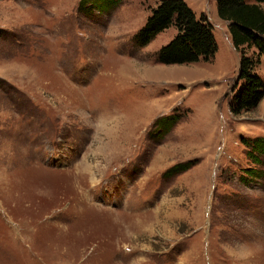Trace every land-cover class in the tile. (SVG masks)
I'll list each match as a JSON object with an SVG mask.
<instances>
[{
	"label": "rangeland",
	"instance_id": "1",
	"mask_svg": "<svg viewBox=\"0 0 264 264\" xmlns=\"http://www.w3.org/2000/svg\"><path fill=\"white\" fill-rule=\"evenodd\" d=\"M80 1L0 0V264H264V99L228 112L214 0H184L218 45L189 65L155 62L173 28L133 42L159 0Z\"/></svg>",
	"mask_w": 264,
	"mask_h": 264
},
{
	"label": "trees",
	"instance_id": "2",
	"mask_svg": "<svg viewBox=\"0 0 264 264\" xmlns=\"http://www.w3.org/2000/svg\"><path fill=\"white\" fill-rule=\"evenodd\" d=\"M123 0H81L79 9L88 5L97 9L99 3L108 5L122 3ZM216 16L227 23L231 45L238 55L234 92L228 101V112L238 117L254 111L264 99V80L258 75V67L264 58V0H214ZM169 28L175 30L174 37L155 54V62L162 65H189L211 62L218 45L212 25L205 16L197 17L184 0H159L151 9L144 25L133 36L137 47L149 45L159 34ZM252 50V51H251ZM251 54L248 56V53ZM176 118L168 115L160 117L161 133L165 126ZM171 120V121H169ZM241 144L247 148V157L254 164L261 165L264 156V137H241ZM194 165L193 161L169 168L165 175L172 176ZM245 172L255 176L248 168Z\"/></svg>",
	"mask_w": 264,
	"mask_h": 264
},
{
	"label": "water",
	"instance_id": "3",
	"mask_svg": "<svg viewBox=\"0 0 264 264\" xmlns=\"http://www.w3.org/2000/svg\"><path fill=\"white\" fill-rule=\"evenodd\" d=\"M226 23V22H225Z\"/></svg>",
	"mask_w": 264,
	"mask_h": 264
}]
</instances>
